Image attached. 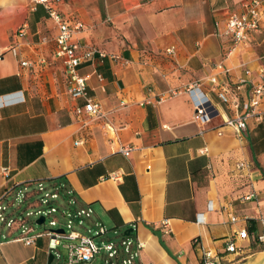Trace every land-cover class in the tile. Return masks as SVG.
<instances>
[{
	"label": "crops",
	"instance_id": "obj_1",
	"mask_svg": "<svg viewBox=\"0 0 264 264\" xmlns=\"http://www.w3.org/2000/svg\"><path fill=\"white\" fill-rule=\"evenodd\" d=\"M248 1L61 0L64 19L80 23L72 40L105 53L78 67L87 96L106 112L87 120L75 111L85 99L67 92L64 65L54 56L57 29L43 5L32 10L28 0L14 34H0V193L28 179L64 182L78 206H91L114 233L124 227L145 243L138 264H200L202 248L237 264L264 251L255 239L264 216V115L249 118L244 139H237L206 80L218 62L231 68L219 77L231 81L243 67L264 68V33H252L228 58V39L217 35L228 14ZM11 9L2 7L0 23ZM196 81L219 111L209 123L196 121L183 91ZM15 92V102L5 103ZM125 146H132L128 155L120 150ZM239 161L247 166L237 169ZM251 191L256 196L244 199ZM242 228L246 239L236 237ZM230 237L239 254L225 252ZM48 257L47 236L31 245L0 242V264H48Z\"/></svg>",
	"mask_w": 264,
	"mask_h": 264
},
{
	"label": "built area",
	"instance_id": "obj_2",
	"mask_svg": "<svg viewBox=\"0 0 264 264\" xmlns=\"http://www.w3.org/2000/svg\"><path fill=\"white\" fill-rule=\"evenodd\" d=\"M61 0H30V9L34 10L36 5L41 4L45 8L49 17L52 19L57 33L54 36V56L59 58L64 65V74L66 79L67 92L73 97H83L85 102L82 106H76L77 114L85 113L87 120H98L106 117L102 105L93 98L87 96L86 79L80 74L79 65L88 60L95 52L100 57L105 53L97 49L87 47L72 37L80 23L73 26L64 19L58 9V3ZM24 26L20 27L19 32L23 33ZM252 33H264V0H250L246 2L240 12H231L223 22V27L217 32V35L227 37L228 44L224 48L223 56L228 58L237 49L247 45ZM13 55L18 54L16 47H10ZM2 53H0V58ZM115 57V56H113ZM23 66H31V62L21 60ZM243 66V65H242ZM216 73L206 77L211 85V89L216 98L225 107L222 114V123L224 126L232 129L237 139L242 140L245 137L246 121L249 118L260 120L264 115V110L259 108L264 100V68H258L255 73L250 67H243V75L231 81L224 76L229 75L231 68L225 66L222 62L214 64ZM99 80L102 76L97 73ZM183 91L191 97L194 106V118L201 124L209 123L214 117L219 115L217 108L205 98L201 91V81H196L185 85ZM177 91H171L175 94ZM19 92L5 95V103L15 102L11 96ZM16 99V101H19ZM23 99V98H22ZM162 98H159L161 100ZM202 130H200V133ZM221 134V132H218ZM132 146L121 147L124 155H128ZM247 166L244 161L236 163V168L241 169ZM6 170V169H4ZM116 178L117 174L110 175ZM40 195L39 199L34 196ZM254 191L244 195V199L255 197ZM61 200L59 203L58 200ZM27 202V206L36 207L34 212L28 211L25 216L22 215V203ZM59 213L64 223L60 224L59 219L54 216ZM35 215L37 220L44 218L42 224L48 222L51 227L43 231H36L32 225H28L29 217ZM94 210L91 206H78L77 198L72 189L68 188L64 182H57L47 185L41 179H28L16 182L7 186L0 193V224L6 228L0 230V242L7 240L22 241L26 245L35 243L36 238L41 236L48 237V252L52 254L56 264H94L97 256L103 253L101 264H138L141 251L145 243L133 237L130 233H124L118 242L111 240L101 241L98 245L94 238L105 235L109 229L98 220H92ZM92 221L94 227V236L91 229L85 227V221ZM201 215L197 216V221H201ZM231 222H236L237 217L229 215ZM262 230L255 237L256 242L264 245V216L260 218ZM162 226L167 228V222L163 221ZM62 229V232L56 231ZM15 235H12V234ZM249 231L246 228L239 229L236 237L246 239ZM60 248L66 250L65 256ZM225 252L239 254L241 247L235 243V238L230 237L225 242ZM229 261L222 260L220 256L214 254L210 249H201L200 264H227ZM145 264V263H140Z\"/></svg>",
	"mask_w": 264,
	"mask_h": 264
},
{
	"label": "rangeland",
	"instance_id": "obj_3",
	"mask_svg": "<svg viewBox=\"0 0 264 264\" xmlns=\"http://www.w3.org/2000/svg\"><path fill=\"white\" fill-rule=\"evenodd\" d=\"M117 1V0H114ZM28 0H0V11L2 10V7L4 5H6L7 3H11L12 5V9L10 10V19L7 22L4 23H0V34H2L3 36H8L9 38L14 34L15 30L19 27V25L22 23V21L24 20L25 14L28 10V5H27ZM12 21V22H11ZM110 21V19H107V22ZM11 22V23H10ZM40 195H36L34 196V199H39ZM58 202L60 203L61 200L59 199ZM36 210V207L34 206H27V202L22 203V207H21V211H22V215L25 216L26 212L28 211H32L34 212ZM54 216H56L59 221L60 224L64 223V219L63 217L59 214V213H55ZM100 219H96V217H93V221L94 220H98L101 221L108 229L109 231L103 235V236H96L94 238V241L100 245L101 241H114V242H118L120 240V238L124 235L125 233V228L124 227H120L117 229V232L114 233V228H112V226H110L107 221H105V219L103 217H99ZM36 220V216L32 215L29 217V221L27 222L28 225H32L36 231H43L44 229H49L51 228L48 225V222H46L45 224H36L35 223ZM85 227L90 228L91 229V234L92 236H94V231H95V227L93 225L92 221H85ZM0 230L1 231H5L6 228H4L1 224H0ZM62 254L65 256L66 254V250L60 248ZM102 256L103 253H100L97 256V260L95 261L94 264H101L102 263ZM57 260L54 259L52 261L51 264H56Z\"/></svg>",
	"mask_w": 264,
	"mask_h": 264
},
{
	"label": "water",
	"instance_id": "obj_4",
	"mask_svg": "<svg viewBox=\"0 0 264 264\" xmlns=\"http://www.w3.org/2000/svg\"><path fill=\"white\" fill-rule=\"evenodd\" d=\"M44 221V218L41 217L37 220V223H40L42 224V222ZM56 231L58 232H62L63 230L62 229H57ZM126 233H129V232H126ZM53 261V256L52 254H49V257H48V261L47 263L48 264H51ZM237 264H264V251H261Z\"/></svg>",
	"mask_w": 264,
	"mask_h": 264
}]
</instances>
